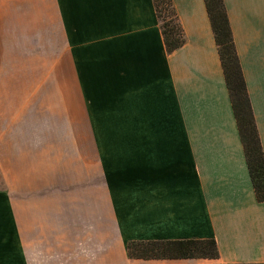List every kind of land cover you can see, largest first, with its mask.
I'll return each instance as SVG.
<instances>
[{
  "label": "crops",
  "instance_id": "obj_1",
  "mask_svg": "<svg viewBox=\"0 0 264 264\" xmlns=\"http://www.w3.org/2000/svg\"><path fill=\"white\" fill-rule=\"evenodd\" d=\"M98 1L71 24L52 0H0V264H264V202L205 0H172L186 37L172 54L153 0ZM224 1L264 150V0ZM87 115L107 122L88 144ZM102 132L127 138L125 161L102 160ZM190 239H215L219 259L129 255Z\"/></svg>",
  "mask_w": 264,
  "mask_h": 264
},
{
  "label": "trees",
  "instance_id": "obj_2",
  "mask_svg": "<svg viewBox=\"0 0 264 264\" xmlns=\"http://www.w3.org/2000/svg\"><path fill=\"white\" fill-rule=\"evenodd\" d=\"M167 52L181 49L186 43L184 30L172 0H153ZM222 62L227 87L258 202H264V150L258 131L247 83L237 53L233 31L224 0H205ZM132 259L194 260L219 259L215 239L134 241L128 246Z\"/></svg>",
  "mask_w": 264,
  "mask_h": 264
},
{
  "label": "rangeland",
  "instance_id": "obj_3",
  "mask_svg": "<svg viewBox=\"0 0 264 264\" xmlns=\"http://www.w3.org/2000/svg\"><path fill=\"white\" fill-rule=\"evenodd\" d=\"M54 1V12L60 13V5L64 6L66 8V12L69 13L71 24L73 23V16L76 14H80L84 18L82 19L83 22H92V11L94 9L95 2H99L98 0H52ZM46 2L48 3V6L51 2V0H39V11L42 13L45 12ZM88 25H85L84 30L87 28ZM92 28V26H90ZM81 28L82 27H78ZM57 27L55 26L54 29V45L57 43H60L59 36L56 32ZM49 30L47 31L46 26L39 25V54H44L49 49L51 41L49 40ZM88 112V111H87ZM103 112H106L105 110ZM92 116L87 115V121H86V142L87 144L91 141V139L94 136L95 126H103V131H105V125H107V122H93L90 121V118ZM118 125H121L123 128L125 127V123H114L110 128L106 127V130L111 133V131L115 130ZM107 132H102V160H108V161H125L124 157H122L121 152L123 149H120V145H125L126 139L125 137H107ZM112 134V133H111ZM136 144H145L148 146H151L153 143L155 144L156 139L148 138L145 140V143H142V139H132ZM113 145L117 146L116 150H110L109 147H113ZM119 148V150H118ZM87 156L89 154L87 153Z\"/></svg>",
  "mask_w": 264,
  "mask_h": 264
}]
</instances>
